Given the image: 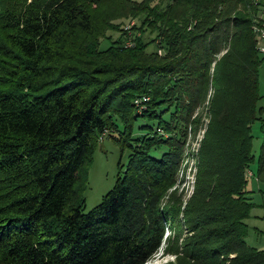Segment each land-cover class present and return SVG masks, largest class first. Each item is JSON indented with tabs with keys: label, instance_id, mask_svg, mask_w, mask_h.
<instances>
[{
	"label": "trees",
	"instance_id": "trees-1",
	"mask_svg": "<svg viewBox=\"0 0 264 264\" xmlns=\"http://www.w3.org/2000/svg\"><path fill=\"white\" fill-rule=\"evenodd\" d=\"M110 4L141 19L133 47L120 17L99 12ZM260 13L251 0H0V264H147L161 249L176 264H264L246 241L256 122L264 135ZM200 109L185 203L179 173ZM141 119L157 126L137 129ZM108 132L129 161L85 213L87 170Z\"/></svg>",
	"mask_w": 264,
	"mask_h": 264
},
{
	"label": "rangeland",
	"instance_id": "rangeland-1",
	"mask_svg": "<svg viewBox=\"0 0 264 264\" xmlns=\"http://www.w3.org/2000/svg\"><path fill=\"white\" fill-rule=\"evenodd\" d=\"M141 1V0H138ZM115 4H110L104 6V8H99V12L104 15L112 16L115 12L118 17L119 13L116 10ZM113 24L119 26L122 31L126 33V40L124 42L126 47L134 46L135 37L141 36L139 30H135V27L141 26V19L139 18H125L120 17L114 20ZM122 32H109L108 35H111L112 41H116L121 36ZM145 39L149 41L150 39H155V35H151L146 32ZM158 44L151 45L148 48L149 52H154ZM111 46V42L107 39L101 41V50H105ZM162 53L159 55H162ZM260 59L264 60V56L259 54ZM260 93L264 97V62L260 68ZM260 107L264 108V99L259 104ZM197 117H199V130L196 136L193 138L191 136L190 143L187 147V153H190L186 160L181 166V171L179 173V194H182L184 197L185 203L191 199L195 193L196 189V162L198 160V152L200 148L201 141L205 134V127L208 121L207 114L204 109H200L197 112ZM264 119V110L262 114ZM142 125H151L156 127L157 121L149 122L148 120L141 119L138 123V126ZM146 131H138L136 135H142ZM252 133L254 135V144H253V153L256 157L254 163L251 165L250 171L251 175L248 177V186L247 188L253 191L254 195V209L251 212L250 217L246 220V223L249 227L254 228V224H260L264 229V222H261L257 217H261V214H264V210L261 207L264 204V194L261 193V190H264V181H260L257 177L258 161L261 151V146L263 142V132H262V122L258 121L253 125ZM117 132L107 133L101 136L99 142L97 143L93 159L90 167L87 170V185L84 191L85 197V207L84 212L87 213L98 206L103 198L114 188L117 177L121 171L125 170V167L129 161L130 150L126 149L122 152V148L116 142L115 138L118 137ZM167 151V148H163L161 151L154 152L156 158H160L161 155ZM122 163V169H120L119 164ZM249 246L259 249L261 244H264V235H257L253 229L246 239ZM176 264L177 256L166 255L163 252V249L159 250L156 255L147 263V264Z\"/></svg>",
	"mask_w": 264,
	"mask_h": 264
},
{
	"label": "built area",
	"instance_id": "built-area-1",
	"mask_svg": "<svg viewBox=\"0 0 264 264\" xmlns=\"http://www.w3.org/2000/svg\"><path fill=\"white\" fill-rule=\"evenodd\" d=\"M255 5H259L261 8L260 18L257 19V24L254 27V31L257 39V50L259 54L264 56V23L260 25L261 22H264V0H251ZM159 53H162V50H159ZM143 101H148V99H143ZM251 171H248V177L251 175Z\"/></svg>",
	"mask_w": 264,
	"mask_h": 264
},
{
	"label": "crops",
	"instance_id": "crops-1",
	"mask_svg": "<svg viewBox=\"0 0 264 264\" xmlns=\"http://www.w3.org/2000/svg\"><path fill=\"white\" fill-rule=\"evenodd\" d=\"M248 191H249V195H248L249 199L255 205L253 191H251L250 189H248ZM261 193L264 194V190H261ZM261 207L264 210V204ZM261 215L262 216L257 217V219L260 220L261 222H264V214H261ZM254 225H255L254 228L250 227V232H251V229H253L257 235H264V229L260 226V224H254ZM261 245L262 246H260L259 250H264V244H261Z\"/></svg>",
	"mask_w": 264,
	"mask_h": 264
}]
</instances>
